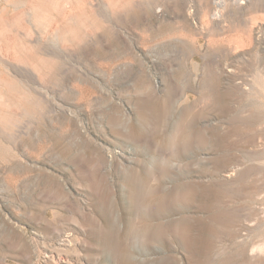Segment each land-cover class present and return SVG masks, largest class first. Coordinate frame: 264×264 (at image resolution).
I'll return each instance as SVG.
<instances>
[{"label":"rangeland","instance_id":"1","mask_svg":"<svg viewBox=\"0 0 264 264\" xmlns=\"http://www.w3.org/2000/svg\"><path fill=\"white\" fill-rule=\"evenodd\" d=\"M245 1L0 0V264H264Z\"/></svg>","mask_w":264,"mask_h":264},{"label":"bare ground","instance_id":"2","mask_svg":"<svg viewBox=\"0 0 264 264\" xmlns=\"http://www.w3.org/2000/svg\"><path fill=\"white\" fill-rule=\"evenodd\" d=\"M127 1V0H126ZM233 2L235 3V4H238V5H241V4H244V3H246V1L245 0H233ZM219 7H224V2H219L218 4H217ZM159 11H161V9L159 8V9H157V12H159ZM260 80H261V78H260ZM255 86V85H254ZM256 88H257V86H256ZM248 89V88H247ZM240 94H242V92L240 93ZM250 94V93H249ZM247 97V96H246ZM253 97V96H252ZM255 97V96H254ZM264 98V97H263ZM264 102V101H263ZM262 102V103H263ZM264 124V123H263ZM262 127V126H261ZM263 127H264V125H263ZM262 127V128H263ZM261 129V128H260ZM259 129V130H260ZM261 133V132H260ZM255 136V135H254ZM262 137V136H261ZM263 138V137H262ZM243 139V138H242ZM263 141V140H262ZM255 142V141H254ZM246 144V143H245ZM254 144V143H253ZM256 144V143H255ZM249 145V144H248ZM254 147V146H253ZM246 148V147H245ZM255 148V147H254ZM246 150V149H245ZM263 150H264V148H263ZM234 172V171H233ZM233 172H231L230 170H227L226 171V175H225V177H227V178H229V177H231L232 175H233ZM262 189V188H261ZM261 191V190H260ZM263 191V195H264V190H262ZM264 203V202H263ZM262 215V214H261ZM248 218V217H247ZM263 218H264V214H263ZM248 220V219H247ZM249 221V220H248ZM241 223V222H240ZM251 223H252V221H251ZM253 224V223H252ZM246 225H247V223H246ZM241 228V227H240ZM246 230H252V228L251 227H246L245 228ZM64 242V241H63ZM63 244V243H62ZM67 244V243H66ZM66 244H63V245H66ZM264 244V243H263ZM262 244V245H263ZM258 245V244H257ZM257 245H255V246H257ZM262 245H260V247L262 246ZM254 247V246H253ZM69 248V247H68ZM264 248V247H263ZM251 250V249H250ZM256 252V251H255ZM24 254V253H23ZM251 254V253H250ZM47 255V254H46ZM50 259V258H49Z\"/></svg>","mask_w":264,"mask_h":264}]
</instances>
